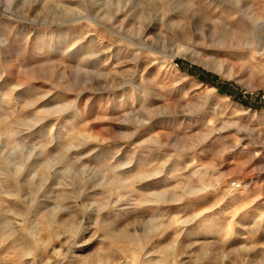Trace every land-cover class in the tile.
Returning <instances> with one entry per match:
<instances>
[{
	"label": "rangeland",
	"instance_id": "1",
	"mask_svg": "<svg viewBox=\"0 0 264 264\" xmlns=\"http://www.w3.org/2000/svg\"><path fill=\"white\" fill-rule=\"evenodd\" d=\"M0 264H264V0H0Z\"/></svg>",
	"mask_w": 264,
	"mask_h": 264
}]
</instances>
